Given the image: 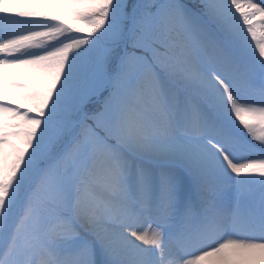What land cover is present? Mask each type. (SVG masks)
<instances>
[{"label": "snow or ice", "instance_id": "6c2138e0", "mask_svg": "<svg viewBox=\"0 0 264 264\" xmlns=\"http://www.w3.org/2000/svg\"><path fill=\"white\" fill-rule=\"evenodd\" d=\"M0 264H264V0H0Z\"/></svg>", "mask_w": 264, "mask_h": 264}, {"label": "rangeland", "instance_id": "374dc122", "mask_svg": "<svg viewBox=\"0 0 264 264\" xmlns=\"http://www.w3.org/2000/svg\"><path fill=\"white\" fill-rule=\"evenodd\" d=\"M257 134H260V129L259 128H257Z\"/></svg>", "mask_w": 264, "mask_h": 264}]
</instances>
